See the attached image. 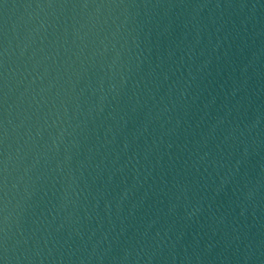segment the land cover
<instances>
[{"label": "water", "instance_id": "obj_1", "mask_svg": "<svg viewBox=\"0 0 264 264\" xmlns=\"http://www.w3.org/2000/svg\"><path fill=\"white\" fill-rule=\"evenodd\" d=\"M0 264H264V0H0Z\"/></svg>", "mask_w": 264, "mask_h": 264}]
</instances>
